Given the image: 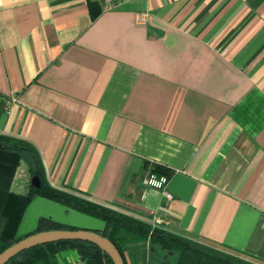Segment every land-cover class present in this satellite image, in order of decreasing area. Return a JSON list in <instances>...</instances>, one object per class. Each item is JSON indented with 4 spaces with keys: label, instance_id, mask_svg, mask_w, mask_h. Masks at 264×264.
<instances>
[{
    "label": "crops",
    "instance_id": "crops-1",
    "mask_svg": "<svg viewBox=\"0 0 264 264\" xmlns=\"http://www.w3.org/2000/svg\"><path fill=\"white\" fill-rule=\"evenodd\" d=\"M0 134L54 187L264 264V0H0ZM40 217L99 222L36 196L18 229Z\"/></svg>",
    "mask_w": 264,
    "mask_h": 264
},
{
    "label": "trees",
    "instance_id": "trees-1",
    "mask_svg": "<svg viewBox=\"0 0 264 264\" xmlns=\"http://www.w3.org/2000/svg\"><path fill=\"white\" fill-rule=\"evenodd\" d=\"M23 162L26 164L27 189L25 192H18L12 186L16 171ZM145 170H150L157 176H167V170L159 165L146 162ZM36 196L59 202L102 220L103 228L96 231L113 242L125 264H142L139 249L127 250L137 243H147L148 263L258 264L153 227L145 221L92 201L84 195L50 185L45 179L33 145L22 139L0 134V252L21 238L16 236L18 226L26 207ZM74 228L76 227L40 217L35 231ZM64 249L75 250L84 264H113L109 255L96 244L83 240H60L39 244L17 253L5 264H77L59 263L57 255Z\"/></svg>",
    "mask_w": 264,
    "mask_h": 264
},
{
    "label": "water",
    "instance_id": "water-1",
    "mask_svg": "<svg viewBox=\"0 0 264 264\" xmlns=\"http://www.w3.org/2000/svg\"><path fill=\"white\" fill-rule=\"evenodd\" d=\"M60 240H83L96 244L109 255L113 264H125L117 247L93 229H48L28 233L0 252V264H5L17 253L30 247Z\"/></svg>",
    "mask_w": 264,
    "mask_h": 264
},
{
    "label": "rangeland",
    "instance_id": "rangeland-1",
    "mask_svg": "<svg viewBox=\"0 0 264 264\" xmlns=\"http://www.w3.org/2000/svg\"><path fill=\"white\" fill-rule=\"evenodd\" d=\"M25 176H27V171H26V164L25 162L21 163V165L18 167L16 174H15V181L13 183V189L18 191V192H25L26 189L24 188V185H26V178ZM27 187V186H26ZM97 221L99 222H91V220H85L82 218H77V217H73L69 220H67V222H69L71 225L75 226L76 228H82V229H96L98 227H101V223L103 222L100 219H97ZM101 221V222H100ZM34 229V226H30L29 224H25V226H21L18 231H17V235L18 236H22L24 234H27L28 232L32 231ZM147 245V243H145ZM144 244V245H145ZM149 251L148 245H147V252ZM170 256V255H168ZM60 257H62V255L60 254Z\"/></svg>",
    "mask_w": 264,
    "mask_h": 264
},
{
    "label": "built area",
    "instance_id": "built-area-1",
    "mask_svg": "<svg viewBox=\"0 0 264 264\" xmlns=\"http://www.w3.org/2000/svg\"><path fill=\"white\" fill-rule=\"evenodd\" d=\"M126 1H129V0H101V5H102V9L104 11H107V10L114 9L116 6ZM143 15H146V13H144ZM166 182H167V176L165 175L157 176L153 174L150 170H145V172L143 173V177H142L143 184L147 186H151V187L160 188L163 190V193L168 198H171L172 197L171 194H169L164 189ZM157 221L160 222L159 220Z\"/></svg>",
    "mask_w": 264,
    "mask_h": 264
}]
</instances>
